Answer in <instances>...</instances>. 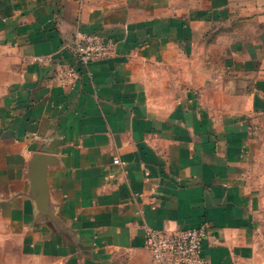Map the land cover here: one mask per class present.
Here are the masks:
<instances>
[{
  "label": "crops",
  "instance_id": "1",
  "mask_svg": "<svg viewBox=\"0 0 264 264\" xmlns=\"http://www.w3.org/2000/svg\"><path fill=\"white\" fill-rule=\"evenodd\" d=\"M79 31L111 57L77 66ZM262 164L264 0H0L12 264H158L148 231L203 223L210 264H264Z\"/></svg>",
  "mask_w": 264,
  "mask_h": 264
},
{
  "label": "built area",
  "instance_id": "2",
  "mask_svg": "<svg viewBox=\"0 0 264 264\" xmlns=\"http://www.w3.org/2000/svg\"><path fill=\"white\" fill-rule=\"evenodd\" d=\"M114 41L96 33L79 31L74 38L72 53L77 66L87 67L91 63L111 57ZM76 67L62 71L58 80L66 82L76 72ZM118 163V160L116 161ZM209 224L178 232L150 230L146 235L145 247L158 264H210L203 256L209 234Z\"/></svg>",
  "mask_w": 264,
  "mask_h": 264
},
{
  "label": "rangeland",
  "instance_id": "3",
  "mask_svg": "<svg viewBox=\"0 0 264 264\" xmlns=\"http://www.w3.org/2000/svg\"><path fill=\"white\" fill-rule=\"evenodd\" d=\"M263 169H264V164ZM5 213L0 209V213ZM7 213V212H6ZM0 215V264H12L27 262L28 259L19 252L22 243L21 229L18 223L7 220V214ZM260 213L264 216V198ZM258 261L264 262V231L260 239V252Z\"/></svg>",
  "mask_w": 264,
  "mask_h": 264
},
{
  "label": "water",
  "instance_id": "4",
  "mask_svg": "<svg viewBox=\"0 0 264 264\" xmlns=\"http://www.w3.org/2000/svg\"><path fill=\"white\" fill-rule=\"evenodd\" d=\"M39 157H36L35 158V161H34V163H33V165H32V170H33V173L36 175V176H38V177H40L41 176V171H40V167H39Z\"/></svg>",
  "mask_w": 264,
  "mask_h": 264
}]
</instances>
